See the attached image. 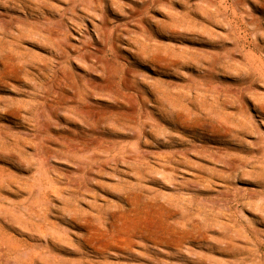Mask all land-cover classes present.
Here are the masks:
<instances>
[{
  "label": "rangeland",
  "instance_id": "1",
  "mask_svg": "<svg viewBox=\"0 0 264 264\" xmlns=\"http://www.w3.org/2000/svg\"><path fill=\"white\" fill-rule=\"evenodd\" d=\"M0 264H264V0H0Z\"/></svg>",
  "mask_w": 264,
  "mask_h": 264
},
{
  "label": "bare ground",
  "instance_id": "2",
  "mask_svg": "<svg viewBox=\"0 0 264 264\" xmlns=\"http://www.w3.org/2000/svg\"><path fill=\"white\" fill-rule=\"evenodd\" d=\"M1 179V178H0Z\"/></svg>",
  "mask_w": 264,
  "mask_h": 264
}]
</instances>
